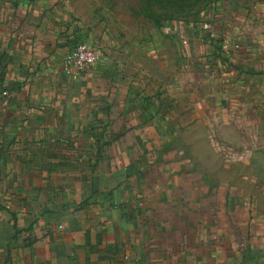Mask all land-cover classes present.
Instances as JSON below:
<instances>
[{"label":"crops","instance_id":"obj_1","mask_svg":"<svg viewBox=\"0 0 264 264\" xmlns=\"http://www.w3.org/2000/svg\"><path fill=\"white\" fill-rule=\"evenodd\" d=\"M90 10L0 0V264H264V0L211 32Z\"/></svg>","mask_w":264,"mask_h":264},{"label":"rangeland","instance_id":"obj_2","mask_svg":"<svg viewBox=\"0 0 264 264\" xmlns=\"http://www.w3.org/2000/svg\"><path fill=\"white\" fill-rule=\"evenodd\" d=\"M75 1V0H64ZM87 6L91 7L90 10L96 18V22L93 26H97V32L104 31L106 27L105 22H109L112 25L117 26V18H123L125 20L122 23L125 26L132 28L131 19L138 18L140 26L142 28L147 27L152 23H156L155 18L159 19H175L183 20L188 24L195 23L197 28L212 30L211 22L213 17L217 14L218 4L223 7L227 6V3H231L235 6L249 7L252 0H80ZM241 9V8H240ZM93 19V20H94ZM129 21H128V20ZM208 23L205 26L204 23ZM105 24V25H103ZM191 27V26H190ZM131 31V30H130ZM132 32V31H131ZM259 109V108H258ZM262 114H264V106L262 107ZM241 124V125H240ZM238 126L243 127V123ZM246 124V123H245ZM228 128L236 127L233 124ZM252 130H259L262 128L264 131V118L251 122ZM256 132V131H254ZM258 134V133H257ZM222 140V138H221ZM223 148L227 147L226 141L222 140Z\"/></svg>","mask_w":264,"mask_h":264},{"label":"built area","instance_id":"obj_3","mask_svg":"<svg viewBox=\"0 0 264 264\" xmlns=\"http://www.w3.org/2000/svg\"><path fill=\"white\" fill-rule=\"evenodd\" d=\"M205 26L209 24L204 23ZM103 57L101 47L90 41H78L63 57V68L73 78H78L82 72L98 63Z\"/></svg>","mask_w":264,"mask_h":264},{"label":"trees","instance_id":"obj_4","mask_svg":"<svg viewBox=\"0 0 264 264\" xmlns=\"http://www.w3.org/2000/svg\"><path fill=\"white\" fill-rule=\"evenodd\" d=\"M155 20H156V24H159L160 21H161V19H159V18H155ZM76 43H77V42H76ZM76 43H75V44H76ZM75 44H74V45H75Z\"/></svg>","mask_w":264,"mask_h":264}]
</instances>
